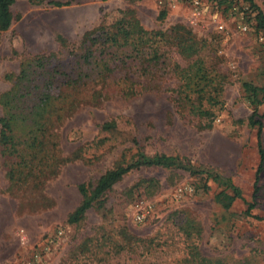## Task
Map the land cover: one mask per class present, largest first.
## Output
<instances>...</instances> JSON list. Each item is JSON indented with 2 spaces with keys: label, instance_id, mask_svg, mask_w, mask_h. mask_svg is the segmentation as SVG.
Listing matches in <instances>:
<instances>
[{
  "label": "rangeland",
  "instance_id": "374dc122",
  "mask_svg": "<svg viewBox=\"0 0 264 264\" xmlns=\"http://www.w3.org/2000/svg\"><path fill=\"white\" fill-rule=\"evenodd\" d=\"M58 1L69 5L17 1L11 27L0 34V97L22 71L32 78L54 77L55 84L69 78L70 85L77 83L59 88L67 114L55 127L60 156L71 161L41 192L30 178L27 185L9 180L10 172L19 180L27 170L0 150V264H18L59 230L62 240L57 248L50 245L45 264H264V167L253 200L259 154L257 128L248 124L254 112L255 119L264 113V35L254 8L244 0L228 8L205 0L192 14L159 0ZM253 2L264 14V0ZM125 10L134 11L146 31L166 36L154 45L156 55L126 46L109 49L101 62L104 46L85 45L82 37ZM176 26L200 42L196 56L184 59L167 42ZM89 53L98 59L86 65ZM104 61L111 72L99 74ZM195 62L205 69V80L186 98L184 76L196 73ZM244 84L259 89L254 102L260 105L252 103ZM192 104L210 117L190 113ZM259 119L264 150V117ZM141 154L185 159L196 172L132 171L80 222L67 223L82 200L79 185L89 194L106 172ZM227 179L242 199L225 209L218 195H232ZM250 202L255 205L247 216ZM145 211V220L137 222L136 214Z\"/></svg>",
  "mask_w": 264,
  "mask_h": 264
},
{
  "label": "trees",
  "instance_id": "16d2710c",
  "mask_svg": "<svg viewBox=\"0 0 264 264\" xmlns=\"http://www.w3.org/2000/svg\"><path fill=\"white\" fill-rule=\"evenodd\" d=\"M17 1L19 0H0V34L6 32L11 27L13 21L11 7ZM28 1L35 4L48 1V4L54 7L69 5L68 3H61L58 0ZM234 1L219 0L220 4H223L226 8ZM244 1L248 2L257 12V28L264 35L263 12L255 5L253 0ZM119 13V18L110 25L102 22L96 28L84 33L82 43L85 45L88 44L90 47H94L96 44L104 46L99 52L101 62L104 59L103 56L107 55L109 49L123 48L126 46L133 47L137 54H146V50L150 49V53L153 52L156 55L157 52L155 51L154 45L159 43L166 36V33L146 31L132 10L120 11ZM163 17L164 14L160 18ZM58 42L60 44L66 43L62 37H58ZM167 42L175 47L178 54L184 59H190L196 56L202 48L200 42L193 37L191 31L183 26L172 28L169 35H167ZM93 55V53L87 54L83 57V62L86 65H90L92 64L91 59L97 61V56ZM100 68L101 72L99 71V74L111 72L107 61H104ZM195 68L196 73L185 70L187 73L192 74V76H184V80L186 81L185 89L186 91L188 90V93L185 95L186 98L188 94L195 92V89L205 80V74L202 73L205 69L197 62H195ZM25 76H28V74L24 75L22 71L17 84L8 93L0 97V104L3 108V116L0 119V150L2 156L5 158L14 156V164L17 168L27 170L23 178L19 180H15L12 172H10L8 174L9 180L14 183L17 181L22 185H27L30 183L28 180L30 178L32 179L31 187L41 192L45 183L57 177L61 167L71 161L68 157L60 156L61 152L57 143L58 136L55 127L62 123L64 119L62 113L67 114V110L64 107L65 98L59 88L66 85L75 87L77 83L70 85L72 82L71 78L68 79V82L58 80V83L55 84L54 77L50 80H45L42 77L32 78L33 76ZM102 80H105V76L102 77ZM244 88L246 92L250 93L253 103L256 100L259 89L251 87L248 84H244ZM254 103L260 105L262 102L256 101ZM191 107L190 113L201 118L210 117L208 111L195 108L193 104ZM255 115L257 114L254 112L248 119V124L253 128H257L256 141L259 154V163L253 184V200L259 192V175L264 167V150L261 142L262 124L259 119L264 117V113L258 116V119H255ZM113 126L114 123L112 122L104 124L103 127L104 129H111ZM205 127L210 128L211 124H206ZM141 168L180 169L191 173L196 172L185 159L165 155L146 157L141 154L128 165L119 166L106 172L99 178L91 193L88 194L84 185H79L78 191L82 200L68 216L67 223L73 225L80 222L93 204L99 202L102 196L125 175ZM225 183L230 188L232 195L221 192L218 195V199L223 207L228 209L235 200L242 199V196L240 190L229 179ZM254 205L253 202L247 203L245 215L251 216Z\"/></svg>",
  "mask_w": 264,
  "mask_h": 264
},
{
  "label": "built area",
  "instance_id": "2783aa9c",
  "mask_svg": "<svg viewBox=\"0 0 264 264\" xmlns=\"http://www.w3.org/2000/svg\"><path fill=\"white\" fill-rule=\"evenodd\" d=\"M164 1L165 0H159V3L161 5H165L166 8L167 7L174 8L176 6L182 5L188 8L192 14H196L199 8L202 7V4H204L203 2H205V0H166L167 4H165ZM234 2H242V0H235ZM240 29L241 31L245 32L247 30V27L242 26L240 27ZM179 192L181 193L182 190L179 189ZM148 213L149 212L147 211L138 212L135 216V220L139 223L143 222ZM62 237H63V231L59 230L54 234V236H52L45 242H40V244H37V246H35L36 248H33L31 254L27 257L22 258L18 262V264H45V261L51 252L50 245L54 244L57 248L60 241L62 240Z\"/></svg>",
  "mask_w": 264,
  "mask_h": 264
}]
</instances>
